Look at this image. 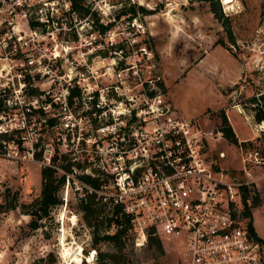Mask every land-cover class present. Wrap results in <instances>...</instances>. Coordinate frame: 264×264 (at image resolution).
<instances>
[{
    "label": "rangeland",
    "instance_id": "1",
    "mask_svg": "<svg viewBox=\"0 0 264 264\" xmlns=\"http://www.w3.org/2000/svg\"><path fill=\"white\" fill-rule=\"evenodd\" d=\"M83 1L88 10L78 14L60 0L53 20L34 31L27 20L44 13L45 5L23 0V77L30 74L27 95H38L42 110L29 117L38 132L33 153L18 161L0 158V264H112L106 252L125 256L121 264H174L182 234L157 235L160 248L148 239L136 247L126 238L119 250L103 239L109 213L84 215L81 198L94 187L79 175L100 171L96 149L108 141L102 126L118 130L144 100L159 96L177 114L215 132L223 109L238 142L251 139L250 146H262L264 130L248 101L264 92L262 0H233L231 7L218 0L220 19L211 0ZM107 21L102 31L99 23ZM74 83L80 95L69 103L68 86ZM237 147L223 135L211 142L213 155L232 171L242 165ZM56 148L75 164L59 191L63 201L33 228L22 204L40 194L41 166ZM253 218L264 235V205L254 208ZM78 247L82 254L69 261L64 248Z\"/></svg>",
    "mask_w": 264,
    "mask_h": 264
},
{
    "label": "built area",
    "instance_id": "2",
    "mask_svg": "<svg viewBox=\"0 0 264 264\" xmlns=\"http://www.w3.org/2000/svg\"><path fill=\"white\" fill-rule=\"evenodd\" d=\"M42 1L45 10L39 7L37 23L31 26L33 19L27 20L34 31L48 25L61 4ZM61 1L69 12L71 0ZM25 4L0 0V158L11 161L33 153L38 132L29 117L42 110L38 95H27L31 82L25 75L30 74L23 77V41L28 44L23 40ZM261 14L264 20V0ZM142 103L118 130L114 124L101 127L108 141L96 149L104 176L99 188H91L96 198L108 209L120 207L136 247L149 233L182 234V253L174 264H264V242L250 231L245 213L247 206L251 211L249 205L264 179V144L250 146L251 139L240 140L242 165L224 169L211 148V142L222 137L219 129L215 132L177 114L161 96ZM257 126L264 130V118ZM23 144L29 145L23 149ZM115 229L112 221L106 232Z\"/></svg>",
    "mask_w": 264,
    "mask_h": 264
},
{
    "label": "trees",
    "instance_id": "3",
    "mask_svg": "<svg viewBox=\"0 0 264 264\" xmlns=\"http://www.w3.org/2000/svg\"><path fill=\"white\" fill-rule=\"evenodd\" d=\"M211 9L214 12L215 16L220 19L222 13L220 12V7L218 0H211ZM217 5V6H216ZM142 9V8H141ZM88 10V8L84 5L83 0H71V9L70 12L83 14V11ZM31 26H34L37 21L36 20H29ZM111 24L110 21L105 23H99L100 28L102 31L108 28ZM230 34V30H228ZM231 37V36H230ZM232 38V37H231ZM233 39V38H232ZM25 77L29 79V75L26 74ZM80 95V88L79 86L74 83L73 85L68 86V102L70 103L74 96ZM250 107L254 110V117L257 121H260L264 118V92L259 94H253L248 98ZM221 116V124L219 126V130L222 132V135L231 143L238 145L237 136L232 129V126L229 124L227 120V116L225 111L221 109L220 111ZM40 153H36V156H39ZM75 164L74 161L70 160L66 154L59 152L56 148L54 152L48 157V163H45L41 166L40 174H41V190L40 194L33 198L28 203H23L22 206H27L28 210L27 213L31 214L33 218L30 220L31 227L35 228L38 227V221L50 214L52 207L57 204H60L63 200L59 195V191L62 185L65 182V179L68 177V174L72 172V167ZM79 177L83 179L84 183H89L94 188H99L103 183L104 176L99 171L96 176H92L88 173L80 174ZM87 190V187L84 186ZM96 192L89 191L85 193L80 202V208L84 212V215L87 217L99 211V209H107L106 211L109 213L108 215V223L106 225L107 229L111 222L113 221L116 224V229L113 232L105 233L102 235L103 239H108L113 242V244L119 248L124 245L126 238H131V243L133 244L132 236L128 233V227L130 225L129 219L126 215H124L120 211V207L117 204H114L111 208H107L106 203L101 202L99 199L95 200ZM14 199H17V192L14 193ZM93 203L98 205L97 207L93 206ZM259 203V196L256 193L253 196L252 202L249 206H254ZM16 205V201L9 204V208H13ZM246 215L248 218V226L250 231L253 235L260 241H264L263 238L258 236L254 230L251 218V211L248 209V206L245 210ZM116 214V217H114ZM149 242H155L157 247H161L160 238L152 233H149L147 236ZM105 257L111 261L112 264H121L124 262L126 258L123 255H117L113 252H106ZM39 259H43V256L39 257Z\"/></svg>",
    "mask_w": 264,
    "mask_h": 264
},
{
    "label": "crops",
    "instance_id": "4",
    "mask_svg": "<svg viewBox=\"0 0 264 264\" xmlns=\"http://www.w3.org/2000/svg\"><path fill=\"white\" fill-rule=\"evenodd\" d=\"M238 148V147H237ZM264 179H262V180H260L259 181V183H258V196L260 197V198H262V200H261V202L260 203H258L257 205H254V206H252V208H251V218H252V224H253V227H254V230H255V232H256V234L258 235V236H260L261 238H263V240H264V235H262V234H260L258 231H257V229H256V227H255V224H254V218H253V210H254V208H256V207H259V208H263V205H264ZM264 242V241H263Z\"/></svg>",
    "mask_w": 264,
    "mask_h": 264
},
{
    "label": "bare ground",
    "instance_id": "5",
    "mask_svg": "<svg viewBox=\"0 0 264 264\" xmlns=\"http://www.w3.org/2000/svg\"><path fill=\"white\" fill-rule=\"evenodd\" d=\"M232 1L233 0H222V2L228 7H231L230 5H232L231 4ZM71 249L70 248H64V251H65L64 253H65V256H70L69 261H75L78 259V256L82 254L81 247H78L74 251H72Z\"/></svg>",
    "mask_w": 264,
    "mask_h": 264
}]
</instances>
